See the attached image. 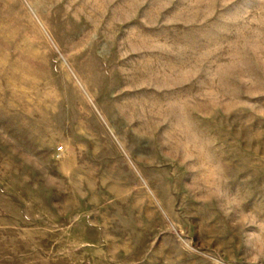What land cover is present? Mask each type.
<instances>
[{
  "label": "rangeland",
  "instance_id": "obj_1",
  "mask_svg": "<svg viewBox=\"0 0 264 264\" xmlns=\"http://www.w3.org/2000/svg\"><path fill=\"white\" fill-rule=\"evenodd\" d=\"M0 264H264V0H0Z\"/></svg>",
  "mask_w": 264,
  "mask_h": 264
},
{
  "label": "built area",
  "instance_id": "obj_2",
  "mask_svg": "<svg viewBox=\"0 0 264 264\" xmlns=\"http://www.w3.org/2000/svg\"><path fill=\"white\" fill-rule=\"evenodd\" d=\"M61 152V147H58L57 150H56V153H60Z\"/></svg>",
  "mask_w": 264,
  "mask_h": 264
}]
</instances>
